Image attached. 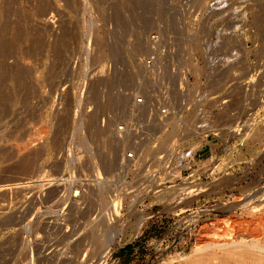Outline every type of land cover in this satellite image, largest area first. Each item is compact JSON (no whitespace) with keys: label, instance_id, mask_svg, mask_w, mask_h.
<instances>
[{"label":"rangeland","instance_id":"1","mask_svg":"<svg viewBox=\"0 0 264 264\" xmlns=\"http://www.w3.org/2000/svg\"><path fill=\"white\" fill-rule=\"evenodd\" d=\"M180 7L193 9L190 17L171 13ZM195 13L199 37L220 29L221 81L240 116V134L227 116L218 123L221 138L207 137L190 168L191 200H172L171 188L157 195L148 189L144 203H128L130 195L119 210L120 201L111 202L118 192L106 182L116 169L103 163L113 148L116 164L112 120L104 127L100 119L117 118L118 90L133 85L156 19L193 20ZM97 37L108 55H99ZM206 45L212 51L211 39ZM259 188L264 0H0V264H177L174 258L190 256L204 233L225 229L223 220L238 230V220L262 218ZM252 196L247 208L262 207L257 213L224 209Z\"/></svg>","mask_w":264,"mask_h":264},{"label":"built area","instance_id":"2","mask_svg":"<svg viewBox=\"0 0 264 264\" xmlns=\"http://www.w3.org/2000/svg\"><path fill=\"white\" fill-rule=\"evenodd\" d=\"M180 12L190 17L193 9L180 7L171 13ZM197 15L186 21L156 19L154 27L146 34L145 51L137 58L133 85L118 90L123 102L117 110V118L106 114L100 119L104 127L112 120L110 133L117 146L116 170L106 179L114 185L111 194L116 191L120 194L119 210L124 198L130 195L128 203H144L148 189L157 195L160 190L171 188V199L179 201L182 188L190 186V168L195 154L208 143L210 134L221 138L218 123L233 116V132L240 134V116L232 109L231 95L225 92L221 81L224 40L218 28V34L210 38L213 48L209 51L207 32L201 37L198 35ZM194 40H197L196 47ZM205 55L214 80L212 84H208L203 75L197 76L190 65L192 61H201ZM110 67V63L102 65L103 71ZM193 74L195 79L191 81ZM194 107L196 114L192 116L190 110ZM173 122L179 125L180 134L170 141L162 140ZM190 133L198 140L193 154ZM146 145L151 150L145 155L142 149ZM84 184L80 182L76 187L83 189ZM127 187L135 190L125 192ZM117 215L113 213L111 217Z\"/></svg>","mask_w":264,"mask_h":264},{"label":"bare ground","instance_id":"3","mask_svg":"<svg viewBox=\"0 0 264 264\" xmlns=\"http://www.w3.org/2000/svg\"><path fill=\"white\" fill-rule=\"evenodd\" d=\"M99 38L96 41L97 44L100 46V47L99 46H97V47L99 49L101 48L100 52H98L99 55H102V54L106 55V53L108 55V52L111 51L110 48H106V46L103 45V43H102L103 41L101 42V40ZM107 46H108V44H107ZM206 57L207 56L205 55V57L202 58L205 61L204 65L198 66L197 64L193 63V64H191V69L194 72H196L200 75H203L206 79V82L208 84H211L210 79H212V75H211V72L209 70V65H208L209 61ZM111 101L112 100H110V102ZM194 112H195V107H194L193 111L191 110L190 114L192 115V114H194ZM97 131L95 132L96 134H98ZM180 132H181V130L179 129V125L177 123L173 122V123H171V127L168 130V132L162 137V140L170 141L175 136L178 137ZM80 143H84V142H82V139H81ZM78 144H79V142H78ZM109 147L110 146H108V148ZM150 150H151L150 146L146 145L143 147L142 152H143V154L146 155ZM112 151H113V148H111L109 151H107L108 155L111 156ZM106 156H107V154H106ZM110 156L108 157V159L104 158V160H103L105 168H112V167L114 168L115 167V166H113L114 164L111 161V160H113V158L111 159ZM94 167H95V165H94ZM106 182L108 183V181H106ZM110 186H111V184H110ZM183 189H185V190L183 191ZM261 189H263V188H259L256 190L257 195L259 194V198L264 197V191L261 192L260 191ZM182 191H183V195L180 199H182V201H183L184 196H186L187 194L188 195L190 194V186L183 187ZM185 191H187L186 195H184ZM257 195L255 193L254 196L256 197ZM254 196H252L248 200L246 199L245 201L244 200L242 201L243 198H241V199H238V200L231 202L229 204L223 203V204H225L224 209H229L232 211L236 207L241 206L244 208V211H246L248 214H252L254 211L255 212L259 211L260 209H262V207H260L259 209L258 208L255 209V208H253L255 206H253L252 207L254 209L253 212L249 208H247L250 201L255 199ZM120 198L121 197L118 196V194H116L111 199V202L116 204V202L120 201ZM188 198L190 199V195ZM186 200L187 199L185 198L184 201H186ZM260 202H262L261 198H260ZM223 204H221V205H223ZM260 205L261 204H259V206ZM249 207L251 208V206H249ZM256 207H258V206H256ZM263 214H260V215H263ZM259 217L260 216H258L259 220H253V221L251 220L252 222L249 221L250 223L239 222L240 220H238V226H237L238 230L233 229L232 221L225 219V220H223L225 225H226L225 229L223 228L221 230V232L216 231V230H212V231L204 233V239L201 242L198 241V243L194 245V247L192 249V253L190 254V256H188L186 254H182V256H180V254H179L177 257L174 256L175 257L174 259H176V260L178 259L177 264H264V220L262 219V218H264V216H262V218L261 217L259 218ZM98 241H95V242H98ZM98 244H99V242H98Z\"/></svg>","mask_w":264,"mask_h":264}]
</instances>
